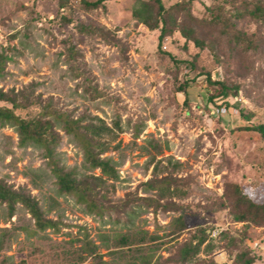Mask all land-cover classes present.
<instances>
[{"label": "rangeland", "instance_id": "1", "mask_svg": "<svg viewBox=\"0 0 264 264\" xmlns=\"http://www.w3.org/2000/svg\"><path fill=\"white\" fill-rule=\"evenodd\" d=\"M162 1L169 8L189 0ZM190 1L201 18L208 7L218 11L230 0ZM58 2L0 0V55L10 58L0 89L28 96L29 108L16 111L21 117L39 114L35 102H52L74 118L107 125L111 133L104 157L119 175L109 197L132 203L120 215L88 214L74 198L59 193L41 148L21 146L14 128H0V180L27 189L57 224L41 231L22 206L10 218L0 204V264H141L132 249L113 252L120 250L116 236L142 231L148 236L139 257L149 256L150 264H180V246L203 230L211 248L204 245L194 264H232L241 251L264 264V227L235 222L225 199L227 185L238 184L255 203H264V141L244 129L264 122V74L239 67L215 42L219 32L214 28L204 35L218 49L222 66L214 51L202 53V62L195 60L199 49L179 33L160 41L159 31L133 19L136 0L108 1L106 9L95 11L83 10L80 0H69L64 10ZM81 25L110 35L82 34ZM259 31L264 34V28ZM193 60L210 70L212 80L237 82L242 90L219 96L206 75L181 64ZM0 107L12 106L0 101ZM59 133L56 162L80 177L91 174L75 140ZM168 174L181 181V191L162 201L167 210L138 201L156 197L144 183ZM180 216L185 229L177 232L171 223ZM88 244L96 246L94 254Z\"/></svg>", "mask_w": 264, "mask_h": 264}, {"label": "trees", "instance_id": "2", "mask_svg": "<svg viewBox=\"0 0 264 264\" xmlns=\"http://www.w3.org/2000/svg\"><path fill=\"white\" fill-rule=\"evenodd\" d=\"M113 0H80L85 11H95L106 9V3ZM69 0H59L58 6L64 10ZM220 10L207 8V12L201 17H197L192 11V2L183 1L166 8L162 0H136L132 10L133 19L136 23L145 26L149 30L160 32L159 40L179 33L186 42L193 43L199 52L195 60L202 62L200 57L205 51L212 53L213 58L222 66L223 60L218 49L213 43L207 42L204 31L214 28L218 30V38L215 42H220V49H226L231 58L239 67L249 69L252 75L264 74V67H257V64L264 62V34L259 29L264 28V0H230ZM255 25L257 28H253ZM82 34L99 35L101 38H108L110 32L96 26H78ZM223 40V42L221 41ZM171 59L175 60L174 56ZM10 60L5 55H0V80L3 79L6 63ZM195 60L184 61L192 71H199V74L206 75L207 82L215 88L219 96L229 97L231 92L242 90L239 83H232L228 80H212L210 70L199 67ZM218 66V65H217ZM258 73L255 74V71ZM210 99H213L211 97ZM0 101L11 104L9 107H0V128L12 127L16 130L21 146H36L44 152L56 178V185L60 194L69 196L81 205L85 211L93 216L104 218L114 213L127 211L130 208V199L120 203H114L109 197L110 189L114 187V182L118 179V169L110 158L104 157L109 151V142L105 139L111 133V129L105 124H97L93 119L86 122L82 118H74L68 111L61 110L54 106L52 102L43 104L35 102L40 108L37 116L21 117L16 111L18 109H28L31 100L22 92L14 89L5 92L0 89ZM243 116V114H242ZM247 121L251 117L243 116ZM99 120V119H98ZM260 136L264 141V122L255 125H247L244 128ZM60 131L71 136L81 148L85 160V166L92 172L91 174L78 176L74 170H67L60 166L55 160V150L60 143ZM160 163V162H158ZM93 171H99L95 174ZM155 173L158 171V164L154 167ZM180 180L168 174L163 177H153L144 183L148 193H155L156 197L139 198L143 205L148 207L168 209V204L162 201L168 197L177 195L180 190ZM225 199L228 202L229 215L235 222L253 224L257 227H264V203H255L249 198L238 184H228L225 192ZM0 204L5 205L9 217H13L18 206H22L32 216L37 228L41 231L56 229L57 224L47 219L42 206L27 189H14L3 180H0ZM171 226L177 231L185 229V221L182 216L175 219ZM225 235H227L225 233ZM147 232H139L133 235L120 234L115 237V254H120L121 249H132L141 261V264H150L149 256H141L140 245L145 243ZM210 235L206 230L201 234H195L191 239L184 242L177 251L178 262L180 264H194L204 245L210 249ZM151 240L158 238L151 236ZM2 245V244H1ZM87 251L95 253L96 246L86 245ZM229 255L232 253L228 251ZM106 264V263H104ZM210 264H216L211 261ZM232 264H255V258L248 251H241L235 255Z\"/></svg>", "mask_w": 264, "mask_h": 264}]
</instances>
